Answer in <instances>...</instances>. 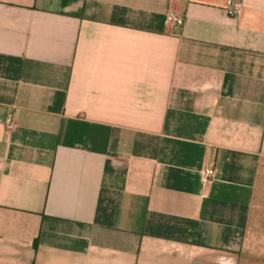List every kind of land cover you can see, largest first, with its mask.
Instances as JSON below:
<instances>
[{
	"label": "crops",
	"instance_id": "obj_1",
	"mask_svg": "<svg viewBox=\"0 0 264 264\" xmlns=\"http://www.w3.org/2000/svg\"><path fill=\"white\" fill-rule=\"evenodd\" d=\"M229 1L0 0V264H264V0Z\"/></svg>",
	"mask_w": 264,
	"mask_h": 264
},
{
	"label": "built area",
	"instance_id": "obj_2",
	"mask_svg": "<svg viewBox=\"0 0 264 264\" xmlns=\"http://www.w3.org/2000/svg\"><path fill=\"white\" fill-rule=\"evenodd\" d=\"M239 6H240L239 4H234L233 0H230L229 6L227 9L228 13L230 15L236 14L239 11V8H240ZM173 20L179 26L183 24V18L182 17H177V18L174 17ZM8 125H9V127H11L10 121L8 122ZM214 175H215V169L214 168L206 169L201 173V180L204 184H206V183L210 182L211 179H213Z\"/></svg>",
	"mask_w": 264,
	"mask_h": 264
}]
</instances>
